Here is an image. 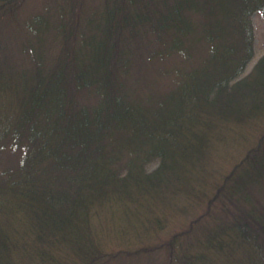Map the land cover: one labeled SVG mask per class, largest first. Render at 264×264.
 Segmentation results:
<instances>
[{
    "label": "trees",
    "instance_id": "trees-1",
    "mask_svg": "<svg viewBox=\"0 0 264 264\" xmlns=\"http://www.w3.org/2000/svg\"><path fill=\"white\" fill-rule=\"evenodd\" d=\"M100 1L87 15L54 4L27 18L31 83L15 80L14 111L0 113V264H35L59 246L93 264L95 217L112 211L125 228L190 193L222 136L264 117V55L240 77L264 0ZM22 3L0 0V35ZM47 35L60 41L55 59ZM155 59L172 61L157 78L143 73ZM183 234L196 252L173 235L166 264H264V126Z\"/></svg>",
    "mask_w": 264,
    "mask_h": 264
},
{
    "label": "rangeland",
    "instance_id": "rangeland-1",
    "mask_svg": "<svg viewBox=\"0 0 264 264\" xmlns=\"http://www.w3.org/2000/svg\"><path fill=\"white\" fill-rule=\"evenodd\" d=\"M100 2V0H23L17 14L5 21V30L0 35V81L7 79L9 83L12 82L10 90L7 85L0 84V113L2 110L8 112L10 106L14 111V102L18 96L16 95L15 80L25 81L23 87L31 83V75L28 70H31L32 59H28V50L23 51L22 46L27 42V39L24 40L27 37L25 27L28 23L27 18L35 14L43 16L46 12L45 8H52L55 5L59 8L63 5L69 9L74 6V12L78 8V13L87 15L92 10L99 9ZM53 9L56 10L57 7ZM250 20L253 32V56L240 77L248 74L257 60L264 55V16L260 11H255L251 14ZM42 42L44 53L51 59H55L60 49L59 39L53 35H47ZM143 45H149L150 52H154L157 49V40L151 36L143 40ZM169 63L172 61L158 63L157 59L152 60L147 64L143 73L151 71L152 76L157 78V75H154L157 66ZM12 65H14L13 68H11ZM15 66L14 76L12 70L15 69ZM21 74H24V77H21ZM1 122L0 129L2 126L8 125L7 122ZM263 126L264 117L255 120L252 124L234 127L226 133V136H222L221 144L208 157L209 168L205 171L207 179L203 175L202 181L199 180L197 183L198 186L190 187V193L181 194L175 198L161 199L157 204L153 203L148 211L140 214L139 220H131L132 223L125 225V228L119 225V217L112 214V211L104 210L98 218L95 217L90 232L94 236L93 241L97 242L96 247L99 255L93 264H166L164 259L168 249L164 243L170 241L173 235L180 238L176 240L181 244L175 242L176 246L179 245L178 249L185 248L187 251L196 252L197 248L189 246L191 243L188 239L187 241L182 240L187 237L183 232L187 233L191 220L197 219L204 212L206 200L214 190L216 183L255 142L258 130ZM155 165L156 163H150L146 169L149 171ZM149 222L152 223L149 224ZM200 223H203V220ZM127 251L129 255L126 254ZM49 252H51L49 258L43 261L38 258L35 264H85L83 261H77L76 256L72 254L73 251L65 246L50 248ZM224 262L227 261L213 256L209 264H225Z\"/></svg>",
    "mask_w": 264,
    "mask_h": 264
}]
</instances>
